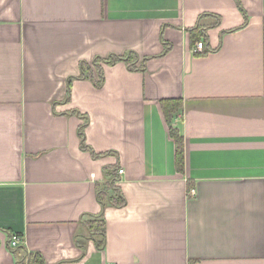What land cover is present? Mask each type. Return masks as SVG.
<instances>
[{"label":"crops","instance_id":"0c3cea01","mask_svg":"<svg viewBox=\"0 0 264 264\" xmlns=\"http://www.w3.org/2000/svg\"><path fill=\"white\" fill-rule=\"evenodd\" d=\"M239 1L0 0V264L10 233L47 264H264V0ZM130 51L101 87L79 77ZM108 167L123 207L98 200ZM101 215L104 249L84 226Z\"/></svg>","mask_w":264,"mask_h":264},{"label":"trees","instance_id":"16d2710c","mask_svg":"<svg viewBox=\"0 0 264 264\" xmlns=\"http://www.w3.org/2000/svg\"><path fill=\"white\" fill-rule=\"evenodd\" d=\"M237 3L242 10V12L246 15L243 7L239 0ZM188 32L190 34V42L191 45H196L199 41H204L205 46L209 45V36L207 34V27L203 26H195L193 28H189ZM164 44V53L168 52L171 48V44L163 39ZM207 49L203 53H198V55L207 53ZM149 57H146L142 61L141 70H145V63ZM139 60V56L136 52L130 51L124 55H111L107 58H102L100 56L96 57L92 63L87 61L80 62V78H88L92 80L96 87H101L104 84V71L101 66V63L106 64H116L119 61H124L130 69H136V63ZM95 72L97 73L98 78L95 77ZM74 78L68 79V97L70 96L71 92V83ZM162 109L164 115L169 123L170 134L171 137L174 139L176 144V168L180 173L184 172L185 169V146H184V137L181 134V131L177 124L174 122V119L179 114L180 109L183 106L182 99H166L161 101ZM84 127L82 126L80 130V136L83 140L84 139ZM116 169L114 167L106 168V175L108 177L106 183L103 187H99L97 189V197L100 201L103 208L106 206H115V207H123L126 205L127 200L121 190L120 187L116 185V181L118 177L115 175ZM191 185L189 186L188 196L190 197V190ZM84 226L88 230V238L93 240L95 245L100 248L104 249L106 244V220L104 219L103 215L92 218L84 222ZM9 234V238L7 241V246L11 250L15 263L16 264H47L44 257L39 252H29L24 246L20 245L17 247L11 246V235ZM77 243L80 247L84 248V245L77 239Z\"/></svg>","mask_w":264,"mask_h":264},{"label":"built area","instance_id":"2783aa9c","mask_svg":"<svg viewBox=\"0 0 264 264\" xmlns=\"http://www.w3.org/2000/svg\"><path fill=\"white\" fill-rule=\"evenodd\" d=\"M193 52L195 54H198V53H203L206 49H205V43L204 41H199L196 43V45L194 46V48L192 49ZM119 174H122L124 172V169H119L118 170ZM196 194L195 190H190V195L191 196H194ZM21 241H22V238L19 234L17 233H13L11 235V246L12 247H17V246H20L21 245Z\"/></svg>","mask_w":264,"mask_h":264}]
</instances>
